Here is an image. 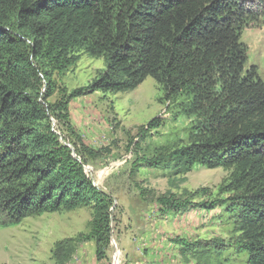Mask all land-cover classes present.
Segmentation results:
<instances>
[{
  "label": "trees",
  "instance_id": "obj_1",
  "mask_svg": "<svg viewBox=\"0 0 264 264\" xmlns=\"http://www.w3.org/2000/svg\"><path fill=\"white\" fill-rule=\"evenodd\" d=\"M255 2L264 6V0H0V225L72 203L94 202V216L106 217L111 208L86 179L63 177L76 172L46 151L51 145L34 127L45 112L27 93L28 69L48 80L82 51L104 63L91 91H132L151 78L168 95L188 96L202 122L174 155L186 171L233 169L241 190L238 242L247 264H264V82L254 66L246 68L240 40L258 14Z\"/></svg>",
  "mask_w": 264,
  "mask_h": 264
},
{
  "label": "rangeland",
  "instance_id": "obj_2",
  "mask_svg": "<svg viewBox=\"0 0 264 264\" xmlns=\"http://www.w3.org/2000/svg\"><path fill=\"white\" fill-rule=\"evenodd\" d=\"M253 6L240 40L246 68L264 82V6ZM103 71L102 59L81 51L48 80L28 69L27 93L45 112L34 127L46 151L76 172L63 177L86 179L111 208L94 216V202L72 203L0 225V264H247L233 169L186 171L174 155L202 122L188 96L151 78L132 91H91Z\"/></svg>",
  "mask_w": 264,
  "mask_h": 264
}]
</instances>
